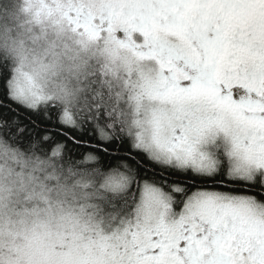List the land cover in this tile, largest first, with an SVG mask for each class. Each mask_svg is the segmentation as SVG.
<instances>
[{
  "label": "snow or ice",
  "instance_id": "6c2138e0",
  "mask_svg": "<svg viewBox=\"0 0 264 264\" xmlns=\"http://www.w3.org/2000/svg\"><path fill=\"white\" fill-rule=\"evenodd\" d=\"M42 2L129 51L120 106L61 103L0 64V147L117 203L33 210L0 264H264V0Z\"/></svg>",
  "mask_w": 264,
  "mask_h": 264
},
{
  "label": "clouds",
  "instance_id": "9594fccd",
  "mask_svg": "<svg viewBox=\"0 0 264 264\" xmlns=\"http://www.w3.org/2000/svg\"><path fill=\"white\" fill-rule=\"evenodd\" d=\"M49 7L44 11L42 0H0V64L17 68L21 78L29 75L45 95L61 103L78 105L87 98L118 108L117 77L126 71L129 51L77 36L64 18L63 6ZM62 163L64 168L79 167L73 159ZM46 176L47 169L38 168L32 157H14L0 147V240L10 239V227L19 228L33 210L59 215L88 203L103 207L115 201L110 193H100L99 199L92 188L74 189L70 179L57 188Z\"/></svg>",
  "mask_w": 264,
  "mask_h": 264
},
{
  "label": "trees",
  "instance_id": "16d2710c",
  "mask_svg": "<svg viewBox=\"0 0 264 264\" xmlns=\"http://www.w3.org/2000/svg\"><path fill=\"white\" fill-rule=\"evenodd\" d=\"M70 158L73 159V160H76V161H79V160L81 159V157H80L78 154H76V153H71V154H70ZM101 167H102V166H101ZM109 202H111V203H109ZM116 203H117L116 201H114V202H113V201H108V202H106V203L104 204V209H105V210H111L112 206H113L114 204H116ZM10 242H11V238L8 239V240H6V241H3V243H4V245H5V247L3 248V253H4V254H7L8 251H9L7 245H8Z\"/></svg>",
  "mask_w": 264,
  "mask_h": 264
}]
</instances>
